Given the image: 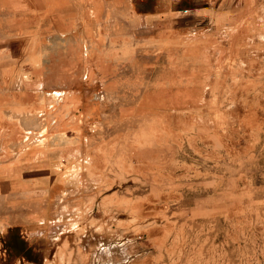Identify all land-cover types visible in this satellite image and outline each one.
Wrapping results in <instances>:
<instances>
[{"label":"rangeland","instance_id":"374dc122","mask_svg":"<svg viewBox=\"0 0 264 264\" xmlns=\"http://www.w3.org/2000/svg\"><path fill=\"white\" fill-rule=\"evenodd\" d=\"M0 264H264V0H0Z\"/></svg>","mask_w":264,"mask_h":264},{"label":"flooded vegetation","instance_id":"af4514ba","mask_svg":"<svg viewBox=\"0 0 264 264\" xmlns=\"http://www.w3.org/2000/svg\"><path fill=\"white\" fill-rule=\"evenodd\" d=\"M58 87V86H57ZM55 92V91H54ZM56 92H60V91H56ZM63 93H66L65 91H63ZM64 96V95H63Z\"/></svg>","mask_w":264,"mask_h":264}]
</instances>
